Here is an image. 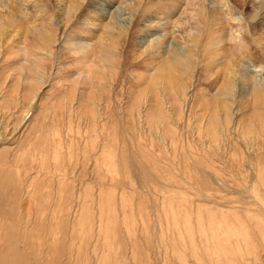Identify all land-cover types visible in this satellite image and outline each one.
I'll use <instances>...</instances> for the list:
<instances>
[{
	"label": "rangeland",
	"instance_id": "374dc122",
	"mask_svg": "<svg viewBox=\"0 0 264 264\" xmlns=\"http://www.w3.org/2000/svg\"><path fill=\"white\" fill-rule=\"evenodd\" d=\"M20 1L0 9V264H264V70L238 54L264 69V9L239 52L202 27L160 72L183 30L150 43L146 18L170 1L135 0L120 35L106 0Z\"/></svg>",
	"mask_w": 264,
	"mask_h": 264
},
{
	"label": "bare ground",
	"instance_id": "6f19581e",
	"mask_svg": "<svg viewBox=\"0 0 264 264\" xmlns=\"http://www.w3.org/2000/svg\"><path fill=\"white\" fill-rule=\"evenodd\" d=\"M27 1L28 0H21L20 2H22V4H19V5L16 4L15 6L19 10H22L25 8L23 3L27 2ZM84 1L85 0H79V1H77L76 6H73V7L71 6V7L74 9L80 8L81 6H84L83 5ZM134 1L135 0H120V2H119V5L123 4V2H124L123 5L126 8L125 10H127V15H128L127 17L122 16V15H124V12H121V10L119 8L120 6H115L114 10H112V8L114 6H112L111 0H106V1L100 2L97 6L99 13L100 14L104 13V14H106V17H109V20L106 23L107 27L103 26L104 29L107 28L108 32H109V30L113 31L114 29H117V31L119 32V35L122 34L123 32H125L127 30V25H126L125 21H123V20H126V19H128V17L134 15V6H133ZM171 1L172 0H168L169 6L167 4L168 2H166L168 7L158 6V5H157V7H155V10H154L155 18H153V17L146 18L149 21V23H151V22L155 23V25H153V26H155V28H150L151 27L150 24L145 26L146 27L145 29H148V33L146 34V36H147L146 40L149 41L150 43L152 40H154V42L156 41L157 43H158V41L164 42L163 36H165L166 34H171L173 32V30L176 28H180L183 30L180 32H181V35L183 36V40H185L184 43H187V44L191 43L192 44L191 45L192 50L188 49L190 47L187 48L186 45L184 46V43H182L183 46L178 45L176 42H175V44L170 42L168 45H166V48L164 47V50H163L164 53H162L163 54L162 55L163 60H162V63L160 64V69H159V71L163 70L166 72H168V71L173 72L174 70H181V71L185 72V70H187V66H188L189 61L191 60V58L195 57L194 49L199 48L198 42L201 41L200 38H201L202 27H204V29H205V27H208V31L211 33L213 29H217L218 25L221 26V23H222V25L224 24V26H222V27H225V29L227 30L226 31L227 32L226 37H227L228 41H230L231 43L233 42V44H235L234 49L237 48L236 51H238V49H240L241 47L243 48V46H244L243 45L244 44L243 33L246 30V26H248V32H249V31H251L252 26L254 25V23L252 22V19L250 17H248V21H247L246 9L248 8V12L249 11L251 12V9L255 10L256 9L255 7H258V10L264 9V0H260V1H256V0H177V1H174L173 0L174 1L173 4L171 3ZM2 2H3V0H1V3H0V9L5 8V10H6L7 4H4ZM210 3L212 4V6L209 7ZM177 4H179V6H181V5L183 6L181 8V10H179V6ZM162 5H163V3H162ZM167 8L169 10H167ZM174 11H176L177 13ZM185 13H187V15ZM235 14H237L238 16H235ZM224 15L229 16V18L225 17L223 19H220V18L224 17ZM173 17H175V18H173ZM231 21H237V22H236V24L235 23L232 24ZM90 24H92V23H90ZM204 29H203V31H204ZM104 31H106V30H104ZM158 31H162L163 34L161 35L159 33H156ZM177 31H174V32H177ZM115 34H116V32H115ZM211 37H212V34H211ZM110 39H111V37H110ZM213 39H214V37H213ZM146 40L144 38L142 41L145 42ZM221 40H223V39L216 38L215 44H219V42ZM98 42H100V41H98ZM86 43H89V42H86ZM165 44H166V41H165ZM88 53H90V51ZM238 54L240 57L239 58L240 62H243L242 64L245 65V63H247L248 66L249 65L253 66L256 72H258V71L263 72L264 69H263L262 65L254 63L249 58V56H247V54L244 53V51H240ZM107 56H108L107 54L106 55L101 54L100 57L98 58L99 64L100 63L103 64L105 62V60H106L105 58ZM236 57H235V59H236ZM228 61L233 63L230 60H228ZM93 63H95V62H93ZM231 66H232V64H231ZM235 66H236V63H235ZM239 67H240V65H239ZM225 69H227V68L225 67ZM234 69L235 68L233 67L232 70L228 69L226 72L227 77L231 81H233L232 78L236 75V71H234ZM246 74H249L248 75V82L249 81L254 82L253 88H256V89L259 88L261 84L259 81H257L255 79V75H257V74H254L252 72L246 73ZM260 74H263V73H260ZM231 83H229V84H231ZM228 86L229 85H227L226 87H228ZM231 86H232V84H231Z\"/></svg>",
	"mask_w": 264,
	"mask_h": 264
}]
</instances>
